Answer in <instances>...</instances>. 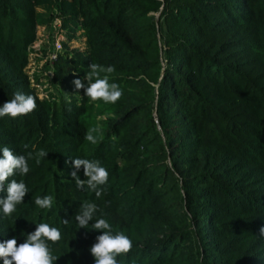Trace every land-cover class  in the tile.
<instances>
[{
  "label": "trees",
  "instance_id": "trees-1",
  "mask_svg": "<svg viewBox=\"0 0 264 264\" xmlns=\"http://www.w3.org/2000/svg\"><path fill=\"white\" fill-rule=\"evenodd\" d=\"M56 20L61 50L32 78L37 29ZM93 62L115 67V104L75 89ZM17 91L36 108L0 118V149L48 156L5 182L0 198L11 179L29 192L10 217L0 210V243L48 223L61 232L47 241L53 264H95L103 217L132 241L118 264H264V0H0V106ZM77 157L108 171L99 197L72 179ZM85 201L98 211L79 228Z\"/></svg>",
  "mask_w": 264,
  "mask_h": 264
},
{
  "label": "clouds",
  "instance_id": "clouds-1",
  "mask_svg": "<svg viewBox=\"0 0 264 264\" xmlns=\"http://www.w3.org/2000/svg\"><path fill=\"white\" fill-rule=\"evenodd\" d=\"M115 71L114 66H102L98 63H91L88 67L84 80L75 79L73 84L76 90L83 89L90 101L102 100L105 103L115 104L122 96L120 85L109 82V76ZM104 73L105 75L101 76ZM36 108V97L17 91L13 98L8 100L3 106H0V118L10 116L16 118L21 115H27ZM100 129L97 127L89 128L85 134V140L91 144H96ZM27 148V145H25ZM2 158H0V192L4 191L5 182L10 177L18 174L23 177L30 172L29 161L34 160L39 165L43 158L48 156L44 150L35 154L27 152L26 155H15L13 151L4 146L2 149ZM74 170L70 173L78 189L94 191L99 197L101 195L100 186L108 181L109 173L101 166L98 160H89L86 158H75L70 161ZM83 167L86 180H81L78 171ZM29 192L23 179L17 181L11 179L7 184L6 198H0V210L5 216L10 217L16 210L18 204L23 203L24 197ZM34 204L39 209L51 210L53 206V197L47 195L41 197L36 195ZM98 208L95 203L85 201L75 220L79 228H87L89 222L94 220ZM67 224L68 220H64ZM95 230H101L102 235L97 236V242L91 247L90 251L95 258V264H118L117 257L128 253L132 248V241L122 232H113L110 223L103 217H98L92 224ZM259 234L264 236V227H261ZM61 239V232L48 223H39L33 233L27 234L23 243L18 245L17 239H9L0 243V258H3V264H53L55 257L51 254L47 241L56 242Z\"/></svg>",
  "mask_w": 264,
  "mask_h": 264
},
{
  "label": "rangeland",
  "instance_id": "rangeland-1",
  "mask_svg": "<svg viewBox=\"0 0 264 264\" xmlns=\"http://www.w3.org/2000/svg\"><path fill=\"white\" fill-rule=\"evenodd\" d=\"M59 22L56 20L54 23L48 27H39L37 29V40L32 45V53L29 55V63L27 66L28 73L30 76L37 74L38 77H41L45 74L49 75L51 74V69L48 67V64H51L50 56L53 54V48L56 44V42L61 43L63 41V37L58 33ZM81 40V41H80ZM80 40L71 41L70 48H80L84 49V45L82 44V37ZM43 77V78H44ZM42 78V80H43ZM48 78L44 80L43 85L46 84ZM45 90H38L40 96H46ZM50 91H53L50 89Z\"/></svg>",
  "mask_w": 264,
  "mask_h": 264
},
{
  "label": "built area",
  "instance_id": "built-area-1",
  "mask_svg": "<svg viewBox=\"0 0 264 264\" xmlns=\"http://www.w3.org/2000/svg\"><path fill=\"white\" fill-rule=\"evenodd\" d=\"M61 50V44L60 41L56 42L54 48H53V54L50 56V60L53 61L56 59L57 54L59 53V51Z\"/></svg>",
  "mask_w": 264,
  "mask_h": 264
}]
</instances>
